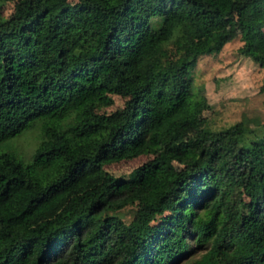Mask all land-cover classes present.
Instances as JSON below:
<instances>
[{"label": "trees", "instance_id": "obj_1", "mask_svg": "<svg viewBox=\"0 0 264 264\" xmlns=\"http://www.w3.org/2000/svg\"><path fill=\"white\" fill-rule=\"evenodd\" d=\"M6 2L0 142L43 121L29 159L0 149V264H264V118L198 123L194 88L229 16L264 67V0Z\"/></svg>", "mask_w": 264, "mask_h": 264}, {"label": "rangeland", "instance_id": "obj_2", "mask_svg": "<svg viewBox=\"0 0 264 264\" xmlns=\"http://www.w3.org/2000/svg\"><path fill=\"white\" fill-rule=\"evenodd\" d=\"M11 6L12 2H6L0 7V12L7 14ZM238 32L234 17L229 16L221 23L212 24L206 33V40L218 41L219 47L215 54L201 57L194 68V88L202 87L211 104L197 114L198 123L207 121L213 127H223L243 115L264 118V67L250 57L236 53L241 43ZM113 96L115 103L106 109L121 103V96ZM42 121L41 116L30 119L20 132L1 141L0 149L9 150L24 160L29 159L41 138ZM194 130L195 127H189L183 137L185 148L193 147ZM147 157L141 154L111 161L106 167L124 172Z\"/></svg>", "mask_w": 264, "mask_h": 264}]
</instances>
